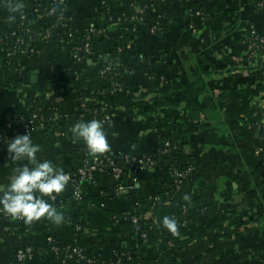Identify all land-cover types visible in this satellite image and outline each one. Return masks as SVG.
Masks as SVG:
<instances>
[{"label":"crops","instance_id":"0c3cea01","mask_svg":"<svg viewBox=\"0 0 264 264\" xmlns=\"http://www.w3.org/2000/svg\"><path fill=\"white\" fill-rule=\"evenodd\" d=\"M37 1L41 0H24L23 15L34 11ZM131 1L111 3L101 15V0H67L61 6L56 32L63 28L84 29L120 21L128 13ZM7 5L8 0H3L0 33L15 28L16 20H8ZM163 10L170 15L167 32L157 36L142 29L135 40L137 52L148 59L145 66L140 67L131 54H116L115 44L110 39L98 44L96 56H113L136 66L135 72L124 77L135 94L156 92L161 88L152 75L167 79L178 76L177 84L186 86L192 80V73L201 65L203 71L211 74L193 95H188L185 89H175L166 95L154 94L151 99L158 101L154 124L151 117H135L126 108L108 112L103 124L110 148L102 154L89 153L86 143L76 139L71 132L80 108L77 107L78 88L71 81L76 71L71 69L67 45L59 46L54 37L41 39L37 51L21 57L12 70L3 67L7 49L0 46V132L10 118L29 110L21 90L16 88L17 80L28 70L31 82L23 89L27 96L32 95L33 86L39 84L46 88V106L65 101L60 117L31 133L34 142L41 145L39 159L51 160L69 173L88 156L97 159L104 154L120 155L131 152L134 147L143 152L157 151L167 138L174 146L183 145L184 154L196 166L177 201L169 200L165 195L174 181L170 164L128 174L124 180L125 189L112 201H105L103 196V193L115 194L116 181L111 178L94 183L83 180L78 187L67 183L60 193L67 203L57 208L65 216L61 224L45 217L31 223L24 221L14 228L0 227V264H11L15 251L22 246L42 249L51 236L70 244L78 236L87 250L100 253L105 260L121 246L134 249L137 246L135 228L118 227L114 221L115 213L142 214L161 231L168 230L163 226V217L173 216L181 222L177 228L179 238L202 234L209 241L196 242L185 248L178 260L170 256L174 250L171 244H143L138 247L139 261L131 264H264V128H257L249 135L239 127L247 120L240 109L264 116V90L260 88L264 85V57L251 55L253 36L264 37V0H167L161 7L147 10L149 23L156 21ZM38 15L44 26L50 23L46 12L40 11ZM165 20L164 16L159 22ZM88 61L91 68L85 76L94 81L99 65L94 62V57ZM167 62H173V65H167ZM189 106L196 114L193 120L186 122L189 132L183 133L177 121L187 117ZM62 124L65 133L60 137L56 129ZM178 157L184 161L183 154ZM26 163L12 161L8 150L0 154V192L10 182L15 167ZM158 195L162 196L160 201L156 200ZM185 195L213 196L219 201L220 212L211 218L201 217L188 223L178 208L186 201ZM103 201L106 207H101ZM250 219L257 221L251 223L256 227L254 233L239 235L235 248L222 250L219 242L213 241L226 233L230 224ZM78 226H81L80 230H77ZM26 264L74 262L39 254Z\"/></svg>","mask_w":264,"mask_h":264},{"label":"trees","instance_id":"16d2710c","mask_svg":"<svg viewBox=\"0 0 264 264\" xmlns=\"http://www.w3.org/2000/svg\"><path fill=\"white\" fill-rule=\"evenodd\" d=\"M62 0H57L60 2ZM104 2L99 13L104 15L110 8L111 3L118 0H102ZM167 0H132L128 9V13L122 17L120 21L104 24L102 26H95L92 28L78 29L77 27L63 28L56 32V22L50 23V25L44 26L40 22L38 12L44 11L50 14V18L59 16L62 11V7L51 9L57 2L54 0H41L36 2V8L32 12H28L19 16L16 19L15 28L6 32V34L0 33V37L4 39V46L7 49L8 56L3 63V67L7 70L15 68L16 62L23 56L30 55L37 51V43L39 40L44 39L46 33L53 35H59L62 40L68 43L67 49L71 54V69L76 71L71 78V81L76 83L78 88L77 107L80 108V112L76 115L77 121L85 118L99 119L104 122L105 116L113 109L126 108L129 109L135 117H151V123L156 121L158 101L151 99L154 94L166 95L170 91L175 89H185L188 95H193L198 87L205 82V77L211 73L203 71L202 65L197 67L192 73V80L186 86H180L177 84L175 78L156 77L152 75L154 81L161 88L156 92H141L135 94L130 86L125 82L124 77L127 74L133 73L137 70L136 66H133L125 61H122L113 56H107L106 58H99L96 56L97 46L99 43L105 42L110 39L115 44V53L122 54L128 53L134 56L140 63V67L145 66L148 62L146 55L137 52L135 49V40L142 29L149 30L148 17L146 16L147 10L151 8L161 7ZM3 7V0H0V8ZM200 11V9L196 10ZM52 13V14H51ZM166 17L164 23L157 25L158 21ZM159 19V20H158ZM158 19L154 21L156 26L157 36L164 35L169 26L170 15L166 10L161 11ZM52 21V20H51ZM50 21V22H51ZM55 28V32L52 29ZM21 30L20 34H14V30ZM102 31V35L98 32ZM257 41L256 36H253L252 42ZM59 46H63L61 42ZM89 44V53L91 57H94V62L99 65V72L96 75L94 81L88 80L85 76L86 72L91 68L88 58L86 57L85 47ZM32 50L31 52L29 50ZM78 54L77 59H73L74 54ZM90 58V57H89ZM156 63H163L161 60H155ZM167 65H173V62ZM105 71V72H104ZM31 82V72L28 70L25 72L16 83V88L21 90V97L25 102V105L29 108L25 113L10 118L7 121L6 126L0 132V145L5 150H8L7 140L15 138V131H19L20 134H24V128L19 122L22 119L28 121L33 118L35 111H39V119L35 121V127L32 132L36 131L43 124L49 123L51 120L61 116L65 101L59 100L56 106H46L45 103L48 100L46 88L44 85L36 84L33 86V94L27 96L24 92V85ZM107 84V86H103ZM264 90V85L260 87ZM240 113H245L247 120L243 125H239L240 129L249 135H253L257 128H264L263 115H256L249 109H240ZM187 117L180 118L177 121L183 133H188L189 130L186 126L188 120L195 118V111L189 106L187 108ZM65 125L62 124L56 132L60 133L62 137L65 133ZM169 142L170 146L166 147L165 144ZM165 150H168L165 152ZM178 154H183L184 161H181ZM110 159L115 161L113 166L106 168L107 173L95 172L94 178L91 182L99 181L102 178H112L113 167H125L121 182L125 180L128 174L134 175L137 171V167H128V159L136 158V160H150L157 166H163L170 164L171 175L175 176V172L186 173L190 175L187 179L179 184V178L175 177L173 185L166 192V197L172 201H177L183 194L190 176L194 173L196 166L195 163L184 154V146H174L173 143L167 138L164 139L163 146L157 151L143 152L137 148L129 153H123L120 155H107ZM88 163L97 162L91 157L86 158ZM82 165V164H81ZM80 165V166H81ZM56 199H48L50 203L54 204L57 208L65 206L67 199L59 194H55ZM161 195V194H160ZM158 195V196H160ZM114 195H104L105 201H112ZM190 200H186L179 204L178 208L182 215L185 217V221L193 223L199 220L201 217L211 218L220 212L219 201L213 196L201 195L194 197L189 195ZM2 208V207H0ZM137 219V223L134 220ZM25 220L19 217H12L11 215L3 216L0 214V227L14 228L19 226ZM114 221L118 227L121 225L133 226L136 232L137 246L134 249L121 246L115 250L108 260H105L100 253L87 250L80 238L77 236L75 242L62 243L57 238L52 237L50 242H47L46 246L42 249H33V257H37L39 254L53 255L65 260H74V264H131L134 261H139L138 247L143 244L152 243H164L174 246L173 252L170 254L172 259L178 260L182 257L185 248L195 244L196 242H209L203 238L202 234L193 235L189 238L181 239L177 236V231L172 232L170 230L161 231L159 227L150 220L144 219L142 214H125L115 213ZM257 222L255 219L246 221H240L232 223L228 226L226 233L217 236L213 241L219 242L222 250L227 248H235L237 246V237L245 232L253 234L256 227L253 226ZM181 222L178 221V226ZM20 248L26 249L27 246ZM18 250V249H17ZM17 250L14 253L17 252ZM11 264H17L15 258Z\"/></svg>","mask_w":264,"mask_h":264},{"label":"clouds","instance_id":"9594fccd","mask_svg":"<svg viewBox=\"0 0 264 264\" xmlns=\"http://www.w3.org/2000/svg\"><path fill=\"white\" fill-rule=\"evenodd\" d=\"M7 7L10 13L8 20L15 21L17 15H23L25 2L8 0ZM71 132L76 139H82L86 143L89 153L93 155L105 153L110 148L108 134L99 119L77 121ZM7 144L12 161L27 163L15 167L10 182L0 192V207L12 217L23 218L26 223L46 217L57 225L61 224L65 219L64 213L45 199V196L55 200V194L64 191L69 181L68 174L51 160L38 158L41 145L34 142L31 132L7 140ZM184 198L190 200L188 195ZM162 223L168 230L177 231L178 221L175 217L166 215Z\"/></svg>","mask_w":264,"mask_h":264},{"label":"built area","instance_id":"2783aa9c","mask_svg":"<svg viewBox=\"0 0 264 264\" xmlns=\"http://www.w3.org/2000/svg\"><path fill=\"white\" fill-rule=\"evenodd\" d=\"M54 1L57 2V0H54ZM65 1H67V0H62L60 2H57L54 6L51 7V9L61 7ZM103 4H104V2L101 0V6H103ZM47 15L50 17V14H47ZM58 17L59 16H55L54 18H50L52 20L50 23L56 22ZM50 23L47 25H50ZM148 23H149V21H148ZM158 24H160L159 21H158L157 25ZM149 25H150L149 26L150 33L156 34V26H154L155 25L154 22L149 23ZM52 31L55 32V28L52 29ZM20 33H21V30H19V29L14 30V34H20ZM98 33L101 34L102 31H99ZM3 34H6V32ZM255 36H256L257 41L252 42L253 50L251 52V55L256 56V55L260 54L262 57H264V37H260L257 35H255ZM53 37L56 38L58 43L61 42L62 44L68 46L67 42L62 40L59 35H53L49 32L46 33V35H45V38H47V39L53 38ZM3 42H4V39L0 37V46L4 45ZM29 51L31 52L32 50L30 49ZM85 51H86V57L87 58L91 57L90 53H89V44H86ZM7 56H8V53H7ZM77 57H78V54L76 53V54H74L73 59H77ZM39 116H40L39 111L36 110L35 115L33 116V118L31 120L28 121L27 119H22L19 122V124L22 125V127L24 128V134L29 133V132L32 133V130L35 127V121L37 119H39ZM14 135H16V136L19 135V131H15ZM57 135H60V133H57ZM165 146L169 147L170 143L167 142L165 144ZM4 151H6V150L3 148L2 145H0V154L3 153ZM167 151L168 150H165V152H167ZM107 155L108 154H104V155L100 156L99 158L94 159V161L97 162L96 164L88 163V160L85 159V161L82 163L81 166H79L78 168H76L72 172L67 173L69 176L68 183L74 185L75 187H78L80 185L81 181H83V180L91 181L94 178L95 172L107 173L106 168L109 166H113L115 164V161L110 159ZM134 166L137 167L136 171H139V170L145 169V168H154L157 165L150 160H147V161L138 160L137 161L136 158H133V159L129 158L128 159V167L130 168V167H134ZM125 172H126L125 167H113L111 179L116 181V188H115V194L116 195L121 194L122 191L125 189L124 181H122V182L120 181ZM189 175H190L189 172H186V173L175 172V176L173 175V177H175V181H176V178L177 179L179 178L178 183L180 184L183 181V179H187L189 177ZM173 180H174V178H173ZM104 195L105 194L103 193V196ZM76 197L79 199L81 198V196L79 194H77ZM161 198H162V196H157L156 200L160 201ZM101 207H106V202H104V201L101 202ZM0 214H2L5 217L9 215L5 211H3L2 208H0ZM134 222L137 223V219H135ZM80 229H81V226H78L77 230H80ZM51 240H52V237H49L47 242H50ZM33 253H34V251L32 248H29V247L26 249L19 248L15 254V257H14L16 260V263L17 264H26L28 260L33 258ZM72 261L74 262V260H72Z\"/></svg>","mask_w":264,"mask_h":264},{"label":"water","instance_id":"95a60500","mask_svg":"<svg viewBox=\"0 0 264 264\" xmlns=\"http://www.w3.org/2000/svg\"><path fill=\"white\" fill-rule=\"evenodd\" d=\"M34 81V80H33Z\"/></svg>","mask_w":264,"mask_h":264}]
</instances>
